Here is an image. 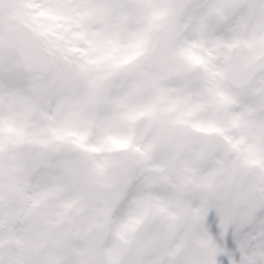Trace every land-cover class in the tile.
<instances>
[{
  "label": "snow or ice",
  "instance_id": "6c2138e0",
  "mask_svg": "<svg viewBox=\"0 0 264 264\" xmlns=\"http://www.w3.org/2000/svg\"><path fill=\"white\" fill-rule=\"evenodd\" d=\"M0 264H264V0H0Z\"/></svg>",
  "mask_w": 264,
  "mask_h": 264
}]
</instances>
